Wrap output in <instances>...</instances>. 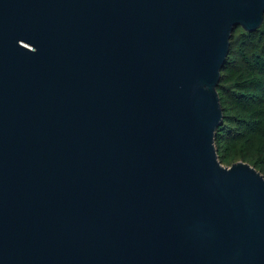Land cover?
I'll return each mask as SVG.
<instances>
[{
    "label": "water",
    "instance_id": "obj_1",
    "mask_svg": "<svg viewBox=\"0 0 264 264\" xmlns=\"http://www.w3.org/2000/svg\"><path fill=\"white\" fill-rule=\"evenodd\" d=\"M264 0H0V264H264V174L224 165L218 85Z\"/></svg>",
    "mask_w": 264,
    "mask_h": 264
},
{
    "label": "trees",
    "instance_id": "obj_2",
    "mask_svg": "<svg viewBox=\"0 0 264 264\" xmlns=\"http://www.w3.org/2000/svg\"><path fill=\"white\" fill-rule=\"evenodd\" d=\"M218 85L224 120L215 143L220 161H247L264 174V21L256 31L243 26L231 37Z\"/></svg>",
    "mask_w": 264,
    "mask_h": 264
}]
</instances>
